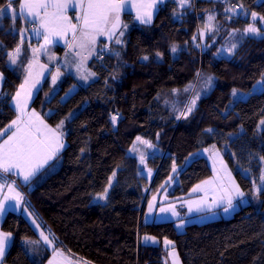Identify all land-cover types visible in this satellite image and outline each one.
<instances>
[{
    "label": "trees",
    "instance_id": "trees-1",
    "mask_svg": "<svg viewBox=\"0 0 264 264\" xmlns=\"http://www.w3.org/2000/svg\"><path fill=\"white\" fill-rule=\"evenodd\" d=\"M19 1L0 0V13L10 3L15 8L13 15L0 17V134L16 118L12 100L32 61L26 44L11 66L21 30L30 27L18 15ZM187 1L190 5L182 9L178 0H166L151 25L124 14L116 38L109 45L102 41L105 50L90 63L96 79L89 85L68 77L51 96L53 86L46 79L31 108L52 127L75 113L65 127L60 165L51 163L28 183L0 172L17 183L26 207L56 247L88 264H164L163 246H147L146 236L172 240L182 264H264V190L249 214L237 211L225 227L213 224L179 234L172 222L144 221L150 196L175 170L179 183L172 197L188 195L212 176L205 158L185 165L191 155L211 146L225 151L245 191L252 193L261 182L264 31L261 37H242L228 57L219 56V45L209 40L201 48L197 29L213 6L226 23L224 5L241 10L231 28L246 29L250 14L264 19V0H195L196 12ZM206 77L213 78V88L180 119L177 110ZM259 83L263 89L253 92ZM74 86L78 89L63 101ZM235 91L247 97L235 100ZM138 139L152 146L147 162L155 173L152 182L133 151ZM242 171H249L250 178ZM1 228L13 236L7 264H46L53 253L19 213L8 212Z\"/></svg>",
    "mask_w": 264,
    "mask_h": 264
},
{
    "label": "rangeland",
    "instance_id": "rangeland-1",
    "mask_svg": "<svg viewBox=\"0 0 264 264\" xmlns=\"http://www.w3.org/2000/svg\"><path fill=\"white\" fill-rule=\"evenodd\" d=\"M22 1L23 8L18 12V15L23 23L34 22L39 28L42 27V24L43 27L48 26L49 28L46 32L44 30V36H39V30L35 31V29L24 27L21 30V44L11 54V66H14V60L21 55L22 50L26 47V42H29L32 56L30 70L12 100L16 118L0 134V172L1 174H9L7 171L10 168V171L19 173V177L28 183L39 176L51 163L56 161L60 165L59 156L66 147L65 127L67 121L75 115V113L71 114L67 120H64L57 127L50 126L40 114L43 118L42 123L36 122L34 117L38 116V113L31 108L35 97L48 78L53 86L51 96L58 92L61 83L68 77L74 78L79 85L83 86L89 85L96 79V75L89 65L94 59L96 51L94 46L97 43L99 51L105 50V46L101 48L103 47L101 42L107 37L103 34L105 24L108 21L109 23L115 21L117 12L120 9V2L119 0ZM180 1V4L186 2L185 0ZM191 2L193 11L196 12V2L195 0ZM219 3L214 4L218 5ZM187 4L190 5V2H186L182 7ZM218 6L222 5L219 4ZM240 11L234 7L224 5L221 12L229 15L226 23L220 19L218 7L213 6V8L205 11L202 14L204 19L200 21L197 29L200 47H205L209 40L213 44L219 45V56L230 57L236 51L242 37H261L264 31V19L257 13L249 15L252 23L246 29L231 28L230 24H232L234 16H238ZM14 13L15 8L10 3L1 11L0 17L11 16ZM71 15L75 16L74 30L68 22ZM200 15V13H197L196 16ZM60 16L62 19L61 25ZM62 17H67V20ZM61 28H63V31ZM34 36L37 37V41L31 43L35 38ZM39 39L43 40L39 41ZM97 40H99V43ZM175 55L176 49L173 50V56ZM213 85V78L206 77L203 79L193 98L190 97L185 106L179 107L177 116L181 119L188 110L195 108L200 100L210 92ZM77 89L78 86H74L63 98V101L67 100ZM262 89V83H259L253 88V92ZM194 91L195 88L191 92L192 95ZM174 93L176 95L177 91ZM246 97L244 93L234 92L235 100ZM178 101L174 104L179 103ZM33 123L36 124L34 128L29 127V125L33 126ZM29 130V134L26 133ZM27 134L26 140L32 146L25 149L23 145H26V143L23 138ZM151 147L149 143L138 139L133 151L141 158L142 174L152 182L155 173L147 164L149 157L152 156ZM17 153L21 154V158H18ZM224 155L225 151L217 146H211L191 155L185 165L190 164L195 159L205 158L212 169V176L198 184L188 195L172 197L170 194L174 192V186L179 183V175L175 170L166 183L150 196L144 221L172 222L177 233L181 234L190 228L197 230L206 225H213V223H224V225H220L225 227L239 210L249 214L252 211V204L260 202V193L264 190V163L261 182L260 184H254L252 193H249L237 181L234 171L227 163ZM53 166L55 167L57 164L55 163ZM242 173L245 177L250 178L249 171H242ZM14 185L16 184L14 183ZM0 186L3 185L0 184ZM32 188L33 186L30 187V189ZM11 189L5 197L0 190V202L2 199V204H9L10 208L21 212L36 229L43 244L48 249H53V239L46 235L41 224L28 208L26 206L22 207L24 201L20 192L14 186ZM147 240H149L148 237H144L143 243L146 244ZM163 245L165 250L164 261L168 264H182L175 243L172 240L165 239ZM54 253L58 254L55 260L68 258L71 261L73 258L62 248H58Z\"/></svg>",
    "mask_w": 264,
    "mask_h": 264
},
{
    "label": "crops",
    "instance_id": "crops-1",
    "mask_svg": "<svg viewBox=\"0 0 264 264\" xmlns=\"http://www.w3.org/2000/svg\"><path fill=\"white\" fill-rule=\"evenodd\" d=\"M186 2H188L187 0H185ZM120 2V9H119V12H117V15L115 17V21L113 22H110L109 21L105 24V28H104V31H103V34L107 35V38L104 39L103 41L106 42L107 45H109L115 38L116 36L118 35L119 31L121 30L122 26H123V16L124 14H130L132 15V19L140 24V25H151L154 20H155V17L158 13V10L160 8V6L162 4H164L166 2V0H119ZM180 0H178V3L180 5V7L183 9V8H186L188 7L189 5L187 4L186 6H183V4H186V2H182L183 4H180ZM20 3V10L23 8L22 6V3L23 1L20 0L19 1ZM19 10V12H20ZM61 13V12H59ZM62 14V13H61ZM72 16V17H71ZM70 18H68V22L70 23V25L73 27V30L75 28V26L73 25V22L75 20V16L71 15ZM63 19H66L67 20V17H62ZM61 16H60V25H61ZM30 23V27H28L29 29H35L36 30H39L40 33H39V36H44V33L47 31V29L49 28L48 26H44L43 27V24H42V27L39 28L38 26L35 25L34 22H29ZM35 26V27H34ZM42 30V31H41ZM45 30V32H44ZM61 30L63 31V28H61ZM102 34V35H103ZM35 37V36H34ZM37 37L34 38V40L31 41V43H34L37 41L36 39ZM99 38V37H98ZM100 39V38H99ZM108 39V40H107ZM40 40H43V39H39ZM98 43H99V40H97ZM26 44L29 46V42H26ZM95 54H94V57L93 58H96L98 56V53L101 51H99V46L98 44L96 43L95 44ZM30 48V46H29ZM90 65V64H89ZM33 66V65H32ZM29 70H30V67L28 69V72H27V75L29 73ZM26 75V77H27ZM25 77V79H26ZM24 79V80H25ZM63 80V79H62ZM3 82H4V77L3 75L1 74L0 72V92H1V89H2V85H3ZM24 82V81H23ZM45 82V81H44ZM23 84V83H22ZM21 87V86H20ZM19 87V88H20ZM19 91V89L17 90V92ZM17 94V93H16ZM16 96V95H15ZM33 110V109H32ZM31 111V110H30ZM38 113V112H37ZM38 116L34 117L35 121L36 122H41L42 123V117L39 115V113L37 114ZM33 122V121H32ZM46 123V122H45ZM34 125H36L35 123H33V126L32 125H29V127L31 128H34ZM28 127V128H29ZM30 132L29 131H26V133ZM29 134V133H28ZM28 134L25 135V137L23 138L24 139V142L26 143V145H23V147H25V149H27L28 147H31L32 145L29 144V142L26 140V136L28 137ZM18 156V158H21V154L20 153H17L16 154ZM23 155V154H22ZM5 170V169H4ZM11 169L9 168L7 173L9 174H12L14 175L16 178H18L21 182L23 183H27L25 182V180H23L21 177H19V173H13L12 171H10ZM31 181V180H30ZM14 183L17 185V183L12 180V179H9L7 177H4L0 174V184H2L3 186H0V188L2 187L1 192H3V196L5 197L6 196V193L9 192V189L14 188L20 192V195L21 197H23V201H24V195L21 193L20 189H19V186L17 185H14ZM13 185V186H12ZM13 190V189H11ZM11 193V191H10ZM2 199H1V202H0V264H7L5 263V257L8 253V251L10 250V248L12 247L13 245V236L9 233H6L5 231L2 230L1 226H2V222L6 216V214L10 211H13V212H16V213H19L21 215H23L21 212H18L16 210H14L13 208H10V205L9 204H2ZM23 205L22 207L24 208V206H26L25 204V201L22 202ZM153 221H150V222H147V223H151ZM214 224V223H213ZM216 224H223L224 223H216ZM208 226V225H206ZM204 227H201V228H198L197 230L198 231H201ZM48 235V234H46ZM148 237L149 240H147V243L146 245L147 246H159V245H162L164 246V241H159L157 238L155 237H151V236H146ZM41 238V237H40ZM42 240V239H41ZM43 242V241H42ZM55 250V251H54ZM56 250H58V248L56 247L55 243H54V248H53V255L51 254L49 260L46 262V264H88L78 258H75L73 256V258L71 259V261H69L68 258H65V259H58V260H55V257H57L58 254H55L54 252H56ZM71 255V254H70ZM164 264H168L166 261H164Z\"/></svg>",
    "mask_w": 264,
    "mask_h": 264
}]
</instances>
